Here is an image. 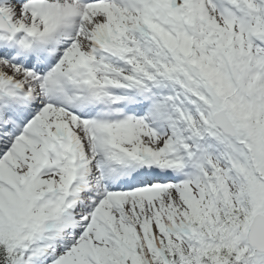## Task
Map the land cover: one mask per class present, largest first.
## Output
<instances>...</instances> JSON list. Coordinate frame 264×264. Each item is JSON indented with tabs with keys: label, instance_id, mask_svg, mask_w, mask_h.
<instances>
[{
	"label": "snow or ice",
	"instance_id": "obj_1",
	"mask_svg": "<svg viewBox=\"0 0 264 264\" xmlns=\"http://www.w3.org/2000/svg\"><path fill=\"white\" fill-rule=\"evenodd\" d=\"M0 264H264V0H0Z\"/></svg>",
	"mask_w": 264,
	"mask_h": 264
}]
</instances>
